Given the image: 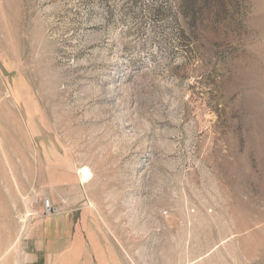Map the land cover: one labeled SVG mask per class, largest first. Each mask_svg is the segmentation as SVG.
Masks as SVG:
<instances>
[{"label": "rangeland", "instance_id": "obj_1", "mask_svg": "<svg viewBox=\"0 0 264 264\" xmlns=\"http://www.w3.org/2000/svg\"><path fill=\"white\" fill-rule=\"evenodd\" d=\"M0 264H264V0H0Z\"/></svg>", "mask_w": 264, "mask_h": 264}, {"label": "crops", "instance_id": "obj_2", "mask_svg": "<svg viewBox=\"0 0 264 264\" xmlns=\"http://www.w3.org/2000/svg\"><path fill=\"white\" fill-rule=\"evenodd\" d=\"M75 210H66L61 213L62 215L47 220L42 230V238L45 247L51 246L50 253H64L76 244L83 233L89 236L91 231L85 226L84 213L79 209Z\"/></svg>", "mask_w": 264, "mask_h": 264}, {"label": "built area", "instance_id": "obj_3", "mask_svg": "<svg viewBox=\"0 0 264 264\" xmlns=\"http://www.w3.org/2000/svg\"><path fill=\"white\" fill-rule=\"evenodd\" d=\"M58 211L50 205L49 201L45 202V213L47 215L56 214Z\"/></svg>", "mask_w": 264, "mask_h": 264}, {"label": "bare ground", "instance_id": "obj_4", "mask_svg": "<svg viewBox=\"0 0 264 264\" xmlns=\"http://www.w3.org/2000/svg\"><path fill=\"white\" fill-rule=\"evenodd\" d=\"M80 176H81L82 182H86L89 179V172H88V170L86 168L80 170Z\"/></svg>", "mask_w": 264, "mask_h": 264}]
</instances>
